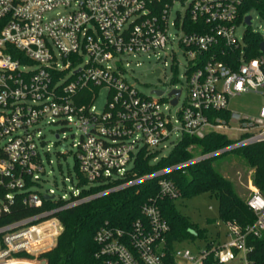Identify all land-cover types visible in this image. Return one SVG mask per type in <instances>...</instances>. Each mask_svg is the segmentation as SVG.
Here are the masks:
<instances>
[{
  "label": "built area",
  "instance_id": "2783aa9c",
  "mask_svg": "<svg viewBox=\"0 0 264 264\" xmlns=\"http://www.w3.org/2000/svg\"><path fill=\"white\" fill-rule=\"evenodd\" d=\"M185 1L0 0V219L17 212L18 204L30 210L0 226V264L38 259L52 250L63 230L60 212L149 181L157 182L159 192L142 205V216L130 228L106 222L96 232V264H207L211 256L218 264H254L249 239L264 233L260 191L247 199L253 224H227L226 240L211 238L196 252L170 247L161 202L181 197L172 174L264 142V106L257 118L229 107L243 94L264 96V52L260 47V55L249 57L245 43L248 29L264 39L252 29V12L264 20V0ZM177 3L183 11L175 9ZM57 9L66 13L52 16ZM175 46L186 65L175 79L179 85L167 94L145 95L128 81V68L140 56L164 55L167 66L170 55L178 72ZM172 107H180L175 115ZM51 124L79 132L71 143L75 164L64 178L73 186L61 196L54 188L44 190L52 173L44 162L53 164L51 148L62 157L71 150L63 142L66 130L54 133V141L43 132ZM219 131L240 137L207 154L191 146L189 160L129 178L139 159L151 157L157 164L169 156L162 155L169 142L172 152L186 136L203 139ZM105 185L112 186L91 193Z\"/></svg>",
  "mask_w": 264,
  "mask_h": 264
},
{
  "label": "trees",
  "instance_id": "16d2710c",
  "mask_svg": "<svg viewBox=\"0 0 264 264\" xmlns=\"http://www.w3.org/2000/svg\"><path fill=\"white\" fill-rule=\"evenodd\" d=\"M2 24L3 22H0V29ZM263 41L260 34L248 29L245 34L247 56L260 55V44ZM233 142L234 140L215 132L203 139L186 136L169 156L161 159L157 164H152L151 157L139 159L134 166V174H131L129 178L189 160L194 156V152L189 151L191 146H195L196 152L207 154L223 149ZM233 153L247 164L252 172V185L264 196V142L235 149ZM224 154L189 166L184 172L178 171L172 174V178L181 190L180 198L208 192L220 200V217L225 225L234 224L245 228L256 220L254 212L247 205L246 197H249L251 190L248 195L243 194L235 183L215 168L214 160ZM109 186L112 185L94 187L91 193H97ZM158 192L157 182L149 181L60 212L59 218L63 225L61 235L56 246L41 257L47 264H96L97 245L94 241L96 232L106 222L112 226L130 228L133 221L142 216V205L155 197ZM175 201L165 199L161 202L163 215L171 227L168 238L170 247L174 248L186 240L192 242L196 237H204L208 244L211 238L209 239L204 231L180 213ZM15 209L18 211L0 219V226L30 213V210L24 208L22 204L16 205ZM249 245L253 247L250 254L253 263L264 264V233L261 237H251ZM18 256L27 257L26 254ZM207 264H218V262L211 256Z\"/></svg>",
  "mask_w": 264,
  "mask_h": 264
},
{
  "label": "rangeland",
  "instance_id": "374dc122",
  "mask_svg": "<svg viewBox=\"0 0 264 264\" xmlns=\"http://www.w3.org/2000/svg\"><path fill=\"white\" fill-rule=\"evenodd\" d=\"M190 0L185 1V5L189 4ZM175 9L182 10L184 5L177 3ZM58 13H66L64 9H57L51 13L55 16ZM253 21L252 29L260 32L264 35V20L256 12H252ZM246 25L243 24L239 27L237 35L241 38L246 30ZM174 50L176 52L177 59L179 60L178 72L173 66L174 61L171 56H167V66L164 65V55H151L140 56L133 59V63L130 68H128L127 79L132 83L140 92L145 95H151L153 90H160L166 94L179 83L175 80L176 77H182L184 75L186 60L183 56V51L181 48L175 46ZM140 65H137V63ZM175 65V64H174ZM161 70L162 73L159 76L150 77L149 75ZM187 96V91L185 89L183 98ZM154 98H156L153 95ZM102 103L98 105L101 106ZM264 106V96L255 93L243 94L242 96L232 98L230 102V109L240 112L243 115L251 116L257 118L260 109ZM180 107H172L171 113L173 115L179 110ZM67 131L68 138L63 140L64 143L69 144L70 152L68 155L62 157L58 156L55 148H51L49 153V159L53 161L52 165H49L48 159H45V165L47 171L52 173L48 176L49 181L44 184V190L54 188L56 194L63 195L65 193L71 192V187L73 186L69 182H64V178L69 177V172L67 170L72 169L75 164V148L72 147L71 143L74 140H79V132L77 128L73 130L64 129L61 124H51L43 127V132L47 137L54 141V133L58 131ZM220 134L225 135L231 140H237L240 137V133L235 131H219ZM75 135V136H74ZM74 136V137H73ZM174 141L177 139L174 138ZM50 144V143H49ZM172 144L168 143L167 147L162 149V155H169L172 150ZM62 166V167H61ZM215 168L222 173L225 177L229 178L236 187L241 189L243 194L248 195L250 190L256 189L251 182L252 172L248 168L247 164L236 154L232 152H227L223 156L218 157L214 160ZM55 181V184L53 183ZM248 197H246L247 199ZM177 209L180 213L187 217L191 222L204 231L205 235L210 238H216L217 240H226V225L222 222L220 217V200L211 195L208 192H201L197 195L190 197H183L175 201ZM207 241L204 237H196L194 241H183L178 244L180 247H188L193 252L197 251V247L204 248ZM18 264H47L46 260L42 257L38 259L21 260Z\"/></svg>",
  "mask_w": 264,
  "mask_h": 264
},
{
  "label": "water",
  "instance_id": "95a60500",
  "mask_svg": "<svg viewBox=\"0 0 264 264\" xmlns=\"http://www.w3.org/2000/svg\"><path fill=\"white\" fill-rule=\"evenodd\" d=\"M246 23H247L248 26L251 24V17H250V16H248V17L246 18ZM260 47H261V50L264 52V42H262V43L260 44ZM158 75H159V71H157V72L154 73V74H150L149 76H150V77H154V76H158ZM173 92H175L177 95L180 94V91H173ZM158 93H161V91H158ZM176 102H177V99L174 100V103H176Z\"/></svg>",
  "mask_w": 264,
  "mask_h": 264
},
{
  "label": "bare ground",
  "instance_id": "6f19581e",
  "mask_svg": "<svg viewBox=\"0 0 264 264\" xmlns=\"http://www.w3.org/2000/svg\"><path fill=\"white\" fill-rule=\"evenodd\" d=\"M256 191H258V190L257 189L251 190V193L249 194V196H251Z\"/></svg>",
  "mask_w": 264,
  "mask_h": 264
},
{
  "label": "crops",
  "instance_id": "0c3cea01",
  "mask_svg": "<svg viewBox=\"0 0 264 264\" xmlns=\"http://www.w3.org/2000/svg\"><path fill=\"white\" fill-rule=\"evenodd\" d=\"M214 239H216V238H214Z\"/></svg>",
  "mask_w": 264,
  "mask_h": 264
}]
</instances>
